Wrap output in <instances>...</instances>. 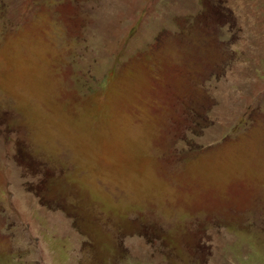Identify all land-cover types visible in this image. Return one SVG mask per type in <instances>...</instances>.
<instances>
[{
  "label": "rangeland",
  "instance_id": "obj_1",
  "mask_svg": "<svg viewBox=\"0 0 264 264\" xmlns=\"http://www.w3.org/2000/svg\"><path fill=\"white\" fill-rule=\"evenodd\" d=\"M0 264H264V0H0Z\"/></svg>",
  "mask_w": 264,
  "mask_h": 264
}]
</instances>
